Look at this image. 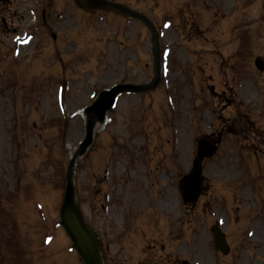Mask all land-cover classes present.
<instances>
[{"label": "rangeland", "instance_id": "obj_1", "mask_svg": "<svg viewBox=\"0 0 264 264\" xmlns=\"http://www.w3.org/2000/svg\"><path fill=\"white\" fill-rule=\"evenodd\" d=\"M116 1L144 11L158 27L161 25L166 34L162 45L168 44L167 47L174 49L171 47L172 51L165 54L166 47L162 54L164 77L156 93L162 92L153 98L149 93L144 97H122L107 124L97 131L90 152L76 163L74 185L86 223L93 222L87 205L92 176L102 177L105 169L106 176L111 178L119 180L123 174L128 183L145 185L146 189L152 186L151 199L160 197L163 206H170L174 231L169 237V251L175 261L184 257L192 264H229L231 260L236 262L237 257V264H264V213H261L264 188L251 187L248 180H244L246 186L239 185L237 180L246 171L241 165L240 176L235 177L233 171L230 178H224L228 174H220L232 160H246L252 154L256 138L250 133L251 127L264 128V73H258L254 65L255 57L263 55L264 61V0ZM0 2V198L9 201L4 208L0 207V236L3 235L0 264H20V261L84 264L77 251L71 250L73 243L64 228L57 226L70 152L84 139L85 120L81 109L101 88L121 81L145 82L152 77L149 31L139 22L105 13L83 12V15L74 0ZM43 16L54 24L55 32L61 30V38L56 43L46 42L48 37L39 23ZM164 24L171 26L165 29ZM25 36L30 40L28 43L23 39ZM168 38H174L172 43L177 46ZM237 43L246 48L252 44L247 61L249 71L246 76L238 75V82L244 83L238 89L242 96L250 98L257 90V97L250 102L255 110L249 113L255 125H248L244 109L238 106L237 112L236 104H231V94L220 96L208 88L211 77L217 82L220 77L217 73L231 62ZM60 53V58L65 59L62 62L65 70L61 63L59 70L51 65ZM221 89L217 86V91ZM167 96L172 97L173 103L166 104ZM258 101L260 105H254ZM203 102L214 107L212 115L201 113L197 105ZM162 103L176 117L174 148L169 144L171 129ZM176 124L179 129L175 128ZM213 130L221 133L223 143L205 166L204 184L209 190L197 204L186 205L177 181L191 168L199 136ZM139 153L141 156L135 157ZM146 157L152 159L144 163L135 161ZM253 171L254 166L249 172ZM23 183L27 185L24 190ZM238 204L244 210L239 212L241 221L236 224L232 213ZM118 207L114 220L102 219L98 225L102 228L99 230L102 242H108L111 248V253L106 251L108 264H117L110 260V255L120 252L124 256L130 253L135 262L140 255L160 256L162 245L156 240L167 238L169 222L159 218V232H152L154 243L144 248L147 237L141 234L143 231L137 222L126 218L123 207ZM245 207L252 209V216L256 217L251 219ZM120 216L125 222H121ZM96 218L101 220V216ZM42 219L47 222L44 226ZM126 219L128 233L123 232ZM215 223H222L232 244L238 239L236 236L248 230H252V236H247L248 243L234 249L231 257H224L215 251L210 231ZM247 223L250 225L246 228ZM49 231L54 235L50 245L53 250L43 249L47 246H43L42 238ZM15 234L24 239L28 236L29 247L19 249L29 254L24 260H21L23 254L15 250ZM122 245H127L126 249ZM1 252L6 254L1 256Z\"/></svg>", "mask_w": 264, "mask_h": 264}, {"label": "water", "instance_id": "obj_2", "mask_svg": "<svg viewBox=\"0 0 264 264\" xmlns=\"http://www.w3.org/2000/svg\"><path fill=\"white\" fill-rule=\"evenodd\" d=\"M86 2L89 4H92V6L94 7L107 8V9H111L116 12L125 13L126 15H129V16L137 17L143 20L144 22H146V24L151 28L153 34H156L154 28L152 27V25H150L151 23L149 22V20L139 15L134 10L128 9L124 7L123 5L113 3L110 1H105V0H86ZM115 89L119 91V89L122 90L124 88L121 89L117 87ZM118 91L114 93V91L111 90V92L108 95H106V97L104 96L105 99H101L100 101L101 109L103 108L105 110L106 108L110 107V105L113 102L112 99H114V96L117 94ZM95 107L90 108L89 111L92 112V110H94ZM202 155L203 154H201V156ZM198 173H199V167L198 165H196L192 174L189 176V178L187 177L186 179H184L185 183L190 182L191 187H189V189L190 188H192V190L196 189L194 191L195 192L194 195L190 194V197L192 199H196L199 195L198 183H197ZM184 182L181 183V189H180L182 190L183 193H185L186 191L185 190L186 186ZM63 222L66 225L67 229L69 230L71 236L75 240L77 247L80 249L81 254L83 255L82 258L85 259L86 263L87 264H102L100 257H99L98 248L96 247L97 246L96 242L92 234L90 233V231L82 223L81 218L78 212L75 210V207L73 206L71 199L65 202V207L63 209Z\"/></svg>", "mask_w": 264, "mask_h": 264}, {"label": "bare ground", "instance_id": "obj_3", "mask_svg": "<svg viewBox=\"0 0 264 264\" xmlns=\"http://www.w3.org/2000/svg\"><path fill=\"white\" fill-rule=\"evenodd\" d=\"M71 152H73V150H71Z\"/></svg>", "mask_w": 264, "mask_h": 264}]
</instances>
